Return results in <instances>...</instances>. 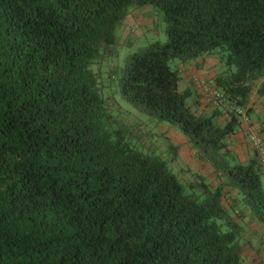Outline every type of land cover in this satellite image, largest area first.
<instances>
[{
    "label": "trees",
    "instance_id": "1",
    "mask_svg": "<svg viewBox=\"0 0 264 264\" xmlns=\"http://www.w3.org/2000/svg\"><path fill=\"white\" fill-rule=\"evenodd\" d=\"M149 5L166 41L126 55L121 94L183 134L214 186H185L135 147L92 69ZM215 55L224 70L207 84L249 117L250 95L264 98V0H0V264H247L243 217L264 242V160H232L241 119L195 114L172 66Z\"/></svg>",
    "mask_w": 264,
    "mask_h": 264
},
{
    "label": "rangeland",
    "instance_id": "2",
    "mask_svg": "<svg viewBox=\"0 0 264 264\" xmlns=\"http://www.w3.org/2000/svg\"><path fill=\"white\" fill-rule=\"evenodd\" d=\"M119 44L113 56L92 65L93 71L99 75L101 92L108 105L112 118L119 122V126L127 135L131 143L145 152H153L167 160L173 171L177 174L181 184H196L204 180L211 185L217 181L213 176L212 168L209 164H201L197 158L195 150L192 149L186 137L175 127L163 123H155L149 116L140 113L131 104L125 101L120 88L118 77L125 65L124 59L128 53L135 52L149 42L158 40L166 41L164 23L161 12L155 6H145L132 9L125 21L118 28ZM213 60L210 66H198L195 63H182L179 60L172 62L173 68L180 69L179 91L190 90V97L187 99L192 111L198 115H209L213 106L204 98V95L195 87L194 81L201 79L206 82L213 81L224 67L221 65L217 55L208 57ZM197 60V59H196ZM198 89V91H196ZM222 104L227 107L225 101ZM247 107L251 108L249 123H240L236 132L228 139V147L231 151L233 161L244 163L255 152L252 145V137L261 140L264 148V134L259 132V127L264 121V98L257 97L252 93L247 102ZM218 122L223 123L222 116L217 117ZM184 139H186L184 141ZM263 158L264 157H260ZM263 186H264V178ZM226 208L228 202L224 201ZM232 215L239 221L236 213ZM242 241L247 244L243 251V257L247 264H264V242L260 235L262 229L254 220L243 217Z\"/></svg>",
    "mask_w": 264,
    "mask_h": 264
},
{
    "label": "built area",
    "instance_id": "3",
    "mask_svg": "<svg viewBox=\"0 0 264 264\" xmlns=\"http://www.w3.org/2000/svg\"><path fill=\"white\" fill-rule=\"evenodd\" d=\"M196 86L199 89V91L204 95V98L213 106V107H219L221 103V97L222 95L219 92H216L210 88V86L207 84L206 81H203L201 79L195 80ZM221 114L225 119H229V111H234L237 116L241 119V122L244 124L249 123V117L246 115V112L243 109L240 108H228L224 107L221 108ZM252 145L254 149L258 152L261 157L264 155V148L263 144L260 139L252 137L251 139Z\"/></svg>",
    "mask_w": 264,
    "mask_h": 264
},
{
    "label": "crops",
    "instance_id": "4",
    "mask_svg": "<svg viewBox=\"0 0 264 264\" xmlns=\"http://www.w3.org/2000/svg\"><path fill=\"white\" fill-rule=\"evenodd\" d=\"M193 63H197L196 65H198V66H202V63H203V65H205L206 67L207 66H210V65H212L213 64V60L211 61V59L210 58H208V57H204V58H202V57H200V58H198L197 60H195ZM192 64V63H191ZM244 124V123H243ZM186 139H184V141H185ZM249 160V159H248Z\"/></svg>",
    "mask_w": 264,
    "mask_h": 264
}]
</instances>
